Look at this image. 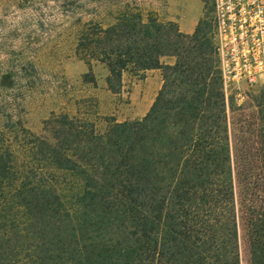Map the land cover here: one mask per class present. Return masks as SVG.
<instances>
[{"label":"trees","instance_id":"16d2710c","mask_svg":"<svg viewBox=\"0 0 264 264\" xmlns=\"http://www.w3.org/2000/svg\"><path fill=\"white\" fill-rule=\"evenodd\" d=\"M204 19L189 35L135 7L105 27L76 20L82 83L95 84L92 63L112 94L124 73L159 70L163 83L143 117L103 129L58 112L35 133L4 114L0 264H239L234 180L248 252L264 264V92L231 144Z\"/></svg>","mask_w":264,"mask_h":264},{"label":"rangeland","instance_id":"374dc122","mask_svg":"<svg viewBox=\"0 0 264 264\" xmlns=\"http://www.w3.org/2000/svg\"><path fill=\"white\" fill-rule=\"evenodd\" d=\"M167 1L187 23L202 13L205 32L213 41L211 0L202 5L199 0ZM166 5V0H0V127L5 115L21 120L35 133L51 113H79L96 121L99 129L105 126L106 118L123 122L143 117L163 83L160 71L124 73L119 92L112 94L104 82L106 69L92 63L95 84L82 83L87 66L74 55L75 22L92 19L105 27L119 12L135 7L143 19L149 16L166 24ZM174 61L173 56L160 58L162 64ZM220 92L233 144L242 121L257 115L256 102L264 92V79L238 85L226 94L220 88ZM234 201L239 264H253L242 221L240 187L235 180Z\"/></svg>","mask_w":264,"mask_h":264},{"label":"built area","instance_id":"2783aa9c","mask_svg":"<svg viewBox=\"0 0 264 264\" xmlns=\"http://www.w3.org/2000/svg\"><path fill=\"white\" fill-rule=\"evenodd\" d=\"M221 90L264 79V0H211Z\"/></svg>","mask_w":264,"mask_h":264},{"label":"crops","instance_id":"0c3cea01","mask_svg":"<svg viewBox=\"0 0 264 264\" xmlns=\"http://www.w3.org/2000/svg\"><path fill=\"white\" fill-rule=\"evenodd\" d=\"M166 4L167 5H166V12H165V18L164 19L166 21L174 23L178 32H180L181 34H185V35L191 34L194 31L199 19L201 18L202 13L200 16L196 15L195 18L190 23H187L184 21V19L179 14H177V11L171 7V5L168 3L167 0H166ZM201 5H202V3H201ZM183 26H186L188 28L183 29Z\"/></svg>","mask_w":264,"mask_h":264}]
</instances>
